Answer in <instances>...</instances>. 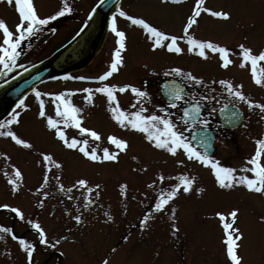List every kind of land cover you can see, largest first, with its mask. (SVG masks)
Returning <instances> with one entry per match:
<instances>
[{
  "label": "rangeland",
  "instance_id": "obj_1",
  "mask_svg": "<svg viewBox=\"0 0 264 264\" xmlns=\"http://www.w3.org/2000/svg\"><path fill=\"white\" fill-rule=\"evenodd\" d=\"M67 2L72 11L50 21L41 31L22 42L21 55L17 58V64L22 67L0 72V84L47 58L69 40L98 0ZM33 3L41 17L53 14L62 7V0H33ZM194 3L195 0L185 3L122 0L119 7L130 15L146 19L166 33L180 36ZM204 6L227 11L230 17L220 20L202 13L189 35L228 47L233 67L232 63L228 69L220 68L219 54L210 50H206L207 58L200 57L198 51L188 52L186 39L180 41L184 49L180 54L170 53L165 48L153 50L142 28L125 18L118 20V26L127 32V47L122 53L123 64L116 74L103 82L63 77L36 88L42 94L72 91L69 99L81 109L79 115L83 117V127L101 134V140L94 141L71 124L65 126L62 122L59 127L64 129L69 139L73 136L89 139V150L96 147L98 154H102L104 147L115 150L107 141L109 134L126 139L129 146L119 152L116 161H91L78 150L64 146L46 123L47 116L62 119L56 116L53 97L42 95L37 98L32 92L24 99L27 108L16 107L15 110L21 113L19 123L9 128L28 140L32 147L25 148L9 137L0 136V153H5L7 157L0 156V204L19 207L25 218L21 220L9 209H0V226L12 228L17 236L26 234L23 239L34 246L32 264H102L105 259L108 264H230L223 253L224 233L215 213H227L232 208L239 209L234 226L244 234L238 242L242 264H264V220L261 219L264 217V194L248 191L242 186L230 189L219 187L210 166L188 160L182 150L173 156L166 150L155 148L144 139L143 134L120 127L108 111L104 94L94 93L89 103L84 99L87 93L76 94L74 91L84 87L95 89L104 83L117 85V88L125 84L140 87L150 95L151 102L143 105L147 109L145 114L155 112L162 115L155 105L167 107L173 121L184 130L185 126L178 122L184 102H178L177 108H172L162 98L159 82L165 78L181 81V77L165 75L174 67L203 77L215 89L211 94L220 101L202 104V118L208 119V127L215 131L211 157L224 166L238 170L243 168L255 152V140L264 136V111L256 107L249 109L246 103L239 102L235 105L243 111L242 123L234 129H223L218 124L217 111L229 103L230 98L223 86L214 82L224 79L234 85H242L241 90L246 96L264 103V86L257 85L252 79L250 63L240 66L242 57L238 48L243 43L254 53L264 49V0H205ZM0 18L15 31L19 16L14 3L0 0ZM114 48V38L107 32L99 52L89 65L68 77L102 74L108 68ZM259 63L264 67V61ZM185 86L188 92L208 94L203 87L193 89ZM116 96L122 109L138 110L139 105L130 90L123 93L117 91ZM40 99L45 103V117L38 115ZM133 104H137V108H132ZM212 109H215L214 113ZM200 126L194 124L185 131V136L189 139L190 131ZM41 153L52 154L61 167L53 165L47 170L48 183L38 191L46 171ZM177 160L183 163L178 164ZM12 165L22 173L20 186L15 192L8 183L9 177L4 175L11 172ZM161 175L163 181L159 179ZM181 175L195 178L191 190L188 193L178 190L177 196L164 209L154 211L159 192L170 190L172 185L179 183ZM77 178H86L94 189L88 194L94 203L87 209L83 207V189L66 193L58 187V184H63L67 189ZM97 184L99 189L94 187ZM121 184L126 185L124 195H121ZM97 191L99 195H96ZM44 192L48 195L44 196ZM69 195L72 199L68 198ZM106 214H110L112 219L108 220ZM75 215L81 216L80 224L73 219ZM146 215L149 219L141 228L140 221ZM29 220L41 224L47 244L39 242L37 230L31 227ZM173 224L176 229L172 228ZM0 236L3 237L0 239V264H27L26 253L19 247L18 240L3 232Z\"/></svg>",
  "mask_w": 264,
  "mask_h": 264
},
{
  "label": "snow or ice",
  "instance_id": "obj_2",
  "mask_svg": "<svg viewBox=\"0 0 264 264\" xmlns=\"http://www.w3.org/2000/svg\"><path fill=\"white\" fill-rule=\"evenodd\" d=\"M100 4L106 2V0H98ZM172 3H180L181 0H171ZM9 4L15 5V9L19 16V22L15 24V31H12L7 22L0 18V65L3 67L0 68V72L7 70L11 72L13 67H22V65L17 64V58L21 55V46L22 42L26 38L32 37L42 30L43 26L49 24L50 21L56 20L58 17H62L65 13L71 12L72 8L69 6L67 0H62V7H60L53 14L41 17L33 3V0H8ZM205 0H195L194 6L191 10V14L187 16L186 23L183 25V35L178 36L170 33H166L157 26H154L146 19L141 17H136L128 14L119 6L116 7V11L112 14L111 19L108 22V28L115 35V48L112 52V58L108 65L106 71L102 74L95 77H64L65 79L74 78L77 80H86L92 79L95 81H106L109 77L116 73L119 70V66L123 64L122 53L126 49V40L127 36L125 31L120 30L117 26V16L125 17L133 25L140 26L142 30L147 34L148 40L151 41V48L153 50L159 48H165L170 53L180 54L184 49L178 43L179 40L186 39L187 51L193 52L198 51L200 57L207 58L206 50H210L212 53H218L221 61V67L227 69L233 61L229 58L230 49L226 46H222L218 43H215L207 39H197L192 35H189L190 29L193 25L197 24L198 18L202 13H207L212 17L228 19L230 13L222 10H213L212 8L205 7ZM96 12V8L93 7L92 10L88 13L89 19L93 17V14ZM87 23V21L85 22ZM54 31V30H53ZM79 35V33H77ZM240 50V56L242 57L240 61V66L244 67L246 63H250L252 71V79L257 85L264 86V67H261L259 62L264 61V49L259 50L257 53H254L253 50L245 46L243 43L238 45ZM19 75V73H17ZM165 75H171L175 77H181L182 80L178 82L173 79L170 82H166L163 85L164 90L167 93L168 103L172 108H177L178 102L183 101L186 105L182 108V115L178 118V122L182 123L185 127L184 130L178 126L177 122H174L171 118V114L167 107L161 105H155L159 109L162 115H158L155 112L152 114H145L147 109L143 106L146 102L150 103L149 93L140 87L125 84L117 88V85H110L107 83L102 84V86L95 89L92 88H83L76 91H82L87 93L84 99L91 103L94 93L104 94L107 98L108 111L111 114L112 119L122 128L135 130L143 134L144 139L154 145L155 148L166 150L171 155L175 156L178 150H182L184 155L188 160H195L202 165L210 166L211 171L215 177L216 184L221 188H233L235 186H242L246 190L256 193L264 194V136L257 138L255 140L256 148L254 154L248 158L246 165L241 169H236L229 166L222 165L218 160H215L208 153V148L210 143L207 137L201 134V139L199 141L200 146L203 150H198L197 147L193 146V143L185 136V131L188 128H191L194 124H199L204 126L205 130L209 124L208 119L200 118L202 104L203 102H216L220 101L216 96H213L211 93L215 89L211 88L208 83L205 82L203 77H198L193 75L191 72L185 73L183 69L179 67H174L170 69ZM223 86L224 91L227 92L228 97L230 98L229 103L223 105V109H229L230 105L234 108L235 104L239 102H244L247 104L249 109L254 107L259 108L261 111H264V103H259L253 101L241 90L242 85H234L228 80L221 79L215 81ZM184 85H189L193 89L197 86L203 87L207 90L208 94L198 95L195 91L188 92ZM130 90L135 96V100L139 105L138 110L126 111L121 108L120 102L117 99L116 92L120 93ZM32 92L37 98H40L42 95L53 97L52 103L56 106V116L61 117L62 119H54L52 116L46 117L47 127L55 131V136L64 144L67 149L78 150L84 157L90 159L91 161H116L118 159L119 152L125 151L128 148V141L126 139L120 138L117 135L109 134L107 136V141L114 146L115 150L110 151L108 147L102 149V154H98L97 148L92 147L89 150V139L81 138L77 139L73 136L69 139L66 136V133L63 128L59 125L63 122L65 126L71 124L74 128L78 129L80 133L86 134L94 141L101 140V134L94 129L83 127L82 120L83 117L79 115L81 109L72 104L69 97L72 95V91H62L58 93H41L35 88L32 89ZM137 104H133L132 108H137ZM17 108H27L24 100L21 99L17 105ZM212 112H215V109H212ZM212 113H210L211 115ZM21 113L20 111L13 110L9 114V118L0 121V136L9 137L17 145H21L25 148H31L32 145L28 140L22 139L17 133L9 128L10 125L18 124ZM40 117L46 116L45 103L42 99L39 100V112ZM228 115L233 119H237L239 113L234 110H230ZM0 156H5V153H0ZM42 160L44 162V167L46 169L43 182L39 185V190L44 189L48 183L47 170L51 166L60 168L61 164L54 160L53 155L48 153H41ZM7 158V157H6ZM178 164H182V160H177ZM249 173V174H244ZM5 176H8V183L11 186L12 191H17L20 186V181L22 180L21 170L15 165L11 166V172H5ZM59 181V177H56ZM161 181L164 180L163 175L159 177ZM194 177L189 178L187 175H181L178 177L179 183H176L171 186L170 190H162L159 192L158 198L153 206L154 211H160L164 209L165 205L169 204L174 197L177 196L178 190H182L185 193H188L194 183ZM59 190L66 193H72L74 189H83L84 190V204L83 207L87 209L90 204L94 201L88 195L93 192V187L89 186V181L86 178H77L71 187L67 189L63 184H58ZM95 189H99L100 185H95ZM121 195H124L123 190L126 189V185L121 184ZM203 189H197V191H202ZM44 196H47L48 193L44 192ZM96 195H99V192H96ZM69 199H72V196H68ZM0 209H9L12 213L18 216L21 220H24V213L19 207H12L7 203L0 204ZM174 211V210H173ZM239 209L232 208L229 212L224 213L217 211L215 215L219 218V221L222 225L225 244V255L230 262V264H242V257L238 254V249L240 247L239 241L243 239V233L238 227H235V223L238 217ZM108 220L112 219L110 214H106ZM77 224L82 222L80 215H75L73 217ZM149 219L146 215L144 219L140 221L141 228L145 227V222ZM264 220V217H261ZM28 223L31 227L37 230L40 242L47 244L48 240L46 238V233L41 224L35 220H29ZM173 229H176V225H172ZM178 230V229H177ZM0 232L12 234L13 239H18L14 234L13 230L10 227L0 226ZM175 235V232H173ZM0 239H3L0 236ZM126 240L127 237H124ZM59 243V241H57ZM19 247L26 253V262L27 264H32V257L34 252V246L29 241L19 238L18 239ZM102 264H108L107 259H105Z\"/></svg>",
  "mask_w": 264,
  "mask_h": 264
},
{
  "label": "water",
  "instance_id": "obj_3",
  "mask_svg": "<svg viewBox=\"0 0 264 264\" xmlns=\"http://www.w3.org/2000/svg\"><path fill=\"white\" fill-rule=\"evenodd\" d=\"M119 0H106L105 3H98L96 12L91 19L63 46L55 50L50 56L40 62L30 66L19 75L0 85V121L7 117L14 107L39 83L52 78L67 74L74 70L85 67L98 52L103 37L106 33L109 19ZM173 79H167L160 83V90L163 97L167 100V93L163 88L166 82ZM168 101V100H167ZM218 111L219 122L226 128H234L239 125L243 115L241 110L230 105L229 109ZM237 111L239 116L233 120L228 112ZM201 134L207 137L210 143L208 153L213 151L214 134L210 129L201 128L191 131L190 138L193 146H200ZM202 149V148H201ZM203 150V149H202Z\"/></svg>",
  "mask_w": 264,
  "mask_h": 264
},
{
  "label": "flooded vegetation",
  "instance_id": "obj_4",
  "mask_svg": "<svg viewBox=\"0 0 264 264\" xmlns=\"http://www.w3.org/2000/svg\"><path fill=\"white\" fill-rule=\"evenodd\" d=\"M186 1H187V0H181L182 3H185ZM203 15H205V16L211 18V16H210L209 14H204V13H203ZM179 35L181 36V34H179ZM182 35H183V33H182ZM183 40H184V39H183ZM181 42H182V40H181ZM187 91H188V90H187ZM202 117H203V114H202ZM202 117H201V118H202ZM219 126H220V125H219ZM25 236H26V234H24V233L18 235L19 238H20V237H21V238H25Z\"/></svg>",
  "mask_w": 264,
  "mask_h": 264
},
{
  "label": "bare ground",
  "instance_id": "obj_5",
  "mask_svg": "<svg viewBox=\"0 0 264 264\" xmlns=\"http://www.w3.org/2000/svg\"><path fill=\"white\" fill-rule=\"evenodd\" d=\"M214 19H216V18H214ZM218 19H220V20H225V19H223V18H218ZM233 65H234V62H233V64H232V66L231 67H233ZM229 68V67H228ZM227 68V69H228ZM173 79H175V80H177L178 82H180V80H178V79H176V78H173ZM184 87H185V85H184ZM242 115H243V112H242ZM217 120H218V118H217ZM218 122H219V120H218ZM220 123V122H219ZM242 123V121L239 123V125ZM220 125V127H222L223 129L225 128V129H228V128H226V127H224L221 123L219 124ZM238 125V126H239ZM240 248V247H239Z\"/></svg>",
  "mask_w": 264,
  "mask_h": 264
}]
</instances>
